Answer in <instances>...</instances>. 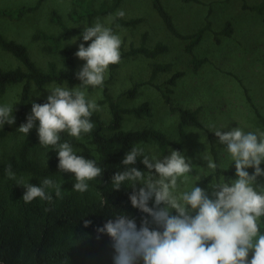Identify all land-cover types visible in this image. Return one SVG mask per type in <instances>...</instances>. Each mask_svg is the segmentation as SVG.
<instances>
[{
  "label": "trees",
  "instance_id": "16d2710c",
  "mask_svg": "<svg viewBox=\"0 0 264 264\" xmlns=\"http://www.w3.org/2000/svg\"><path fill=\"white\" fill-rule=\"evenodd\" d=\"M43 1L37 0L34 6L0 9V18L20 20L37 11ZM182 1L204 4L201 0ZM94 2L95 0H72L75 8L69 14L70 19L74 22L85 20L87 27H90L96 18L106 14H115L109 27L113 33L120 28L137 27L143 22L142 18L123 19L116 16L122 0H112L111 3H103L98 8L93 6ZM152 6L167 31L185 43L184 51L189 56V63L194 72H198L209 62L207 58H200L194 52L207 33L213 35L216 44H220L222 38H229L234 33L230 21L226 22L220 31L214 30L211 21V6L203 27L191 34H183L177 29L163 0H152ZM243 9L262 14L264 0L261 4L252 7L244 0ZM51 21L61 29L57 36L44 32L33 36L34 40L49 42L46 47L48 52L56 51L62 40L73 34H81L83 31L69 28L61 15L55 11L51 14ZM147 41L148 34L144 33L140 46L132 44L126 48L121 44L120 62L138 56L156 59L169 52L167 44L158 42L151 48L148 47ZM86 46L87 44H85ZM0 48L20 63L14 69L0 68V92L3 93L9 86L21 85L19 101L13 114L15 123L0 124V140H2L9 135L13 127L26 122L27 105L34 87L42 89L47 85L57 84L66 85L70 90H73L80 83L76 79L75 73L81 67L77 66L75 52L70 47L63 49V67L59 68L55 62H50L47 70H42L34 62L24 44L9 40L1 33ZM120 62L110 65L109 71H115ZM172 67L171 63L154 62L151 67L150 79L144 83H134L133 87L123 95L134 99L141 87L149 85L160 91L166 104L169 105L171 100L167 93L185 76V72L173 73L165 83L166 90L155 84L154 81L162 74L171 73ZM107 84L108 81H104L101 86L95 88L88 86V89L91 91L102 89L103 97L100 103L106 106L109 120L106 122L99 113L93 111L90 121L94 127L90 133H82L79 138L61 133L58 142L69 143L76 155L94 160L96 166L102 169L101 176L87 181L86 191L73 190L72 187L75 183L73 174L59 173L57 154L53 155L46 164L33 158L32 152L37 147L36 140L23 142L16 154L0 160V177L7 176L6 169L9 166L15 174V179L0 180V264H113L115 251L112 241L107 234L97 230L109 220H114L118 215H126L128 218L134 219L137 228L140 227L143 219L147 218L149 221L151 218L132 207L129 196L133 193V187L126 182L121 185L119 190H115L112 177L116 172L124 170L121 161L133 146L156 144L160 150L165 152L171 141L165 133L157 129H125L126 117H134L138 120L150 118L152 116L151 104L146 101L132 108H123L109 94ZM247 98L251 102V99ZM45 100L46 98L41 99L37 103L43 104ZM173 110L178 113V128L182 139L187 138L189 127L206 130L199 118L198 110L183 108H173ZM141 158L138 157L133 166L143 171L144 165L139 160ZM216 165L214 176L217 180H220L222 176L231 175L229 170L220 168L217 161ZM261 168L264 169V166L261 165ZM45 178L54 182L53 186L45 189L46 193L52 196V201L36 198L31 203H25L21 198L25 191L24 186L27 184L40 186ZM57 188L59 195L56 194ZM136 190L139 189L136 188ZM152 206L153 202L150 201L149 207ZM86 222H89L87 226H85ZM258 225L260 234H264V217L260 218ZM149 227L151 226L149 225ZM139 264H143V262L140 261Z\"/></svg>",
  "mask_w": 264,
  "mask_h": 264
},
{
  "label": "rangeland",
  "instance_id": "374dc122",
  "mask_svg": "<svg viewBox=\"0 0 264 264\" xmlns=\"http://www.w3.org/2000/svg\"><path fill=\"white\" fill-rule=\"evenodd\" d=\"M111 1L95 0L93 6L98 8L101 4L111 3ZM201 1L205 5L184 3L182 0H163L177 29L183 34L194 33L203 27L210 6L212 7L211 21L215 31H220L228 21L233 25V35L229 38H222L220 44H216L213 35L207 33L196 47L194 51L196 56L209 60L198 72L192 70L189 56L184 51L185 43L167 31L152 6V0H122L118 9L125 12L122 18H142L143 22L134 28L118 29L114 34L121 38V44L126 48L132 44L140 46L142 35L147 33L148 47L152 48L156 43L163 42L169 46V52L156 59L142 56L126 59L120 62L115 71L110 72L108 69L104 75V81H108L109 94L123 108H132L146 101L151 104L152 116L150 118L138 120L134 117H126L125 129H157L170 139L171 144L165 152L160 150L156 144H141L140 148L144 150V154L163 159L170 154L171 150H176L191 163V173L178 178L177 187L173 190L175 196L190 191L196 184L211 195L212 190L209 187L223 182L224 178L225 181L236 178L233 161L226 151L222 150L225 146L218 143L214 135L216 130L227 131L238 127L244 132H254L258 136L264 134V12L259 14L243 9L244 0ZM245 1L251 7L263 2V0ZM36 2L37 0H0V9L34 6ZM74 8L72 0H44L37 11L20 20L0 18V33L9 40L24 44L31 58L42 70H47L50 62H55L61 68L63 67V49L70 47L76 53L82 42V38L78 39L80 34H73L62 40L60 47L54 52L46 50L49 42L34 40L33 36L40 32L54 36L60 33L61 29L51 21V14L54 11L61 15L69 28L83 30L87 27L85 20L74 22L69 17ZM114 17L115 14H106L98 18L104 22L106 27H110ZM75 61L78 67L85 63L76 56ZM156 61L171 63L173 66L171 73L162 74L154 81L164 90L167 89L166 81L173 73L185 72V76L167 93L171 100L170 104H166L160 91L149 85L141 87L134 99L124 96L123 93L130 90L134 83H144L150 79L151 67ZM19 65L20 63L12 55L0 48L1 69H14ZM56 86L60 85L50 84L42 89L34 87L27 105L28 114L31 112L32 102L37 103L46 98ZM60 87L68 88L66 85ZM81 90L85 91L87 100L94 101L98 105L96 112L107 122L109 120L108 110L100 103L103 97L102 89L91 91L87 87ZM20 92L21 85H12L3 93L0 92V106H12L14 114ZM247 97L251 99V102ZM173 108L198 110L199 118L206 130L189 127L187 138L182 139L178 128V113ZM37 126L38 122L27 136L17 131L19 126L13 127L9 135L0 140V160L16 154L23 142L31 140L37 141V147L32 152V156L42 164H46L53 155L57 154L53 151V146L45 147L39 144ZM206 157L215 163L217 161L220 168L229 170L231 175L222 176L220 180H217L214 176L215 170L207 168ZM261 165L264 166V163ZM252 171L248 169L249 174ZM142 172L147 173L148 169L144 166ZM153 175H155L154 171ZM8 179L7 176L0 177L1 181ZM257 183L264 186V177L258 178ZM141 186L137 184L136 188L139 189ZM149 225L154 227L151 218Z\"/></svg>",
  "mask_w": 264,
  "mask_h": 264
},
{
  "label": "clouds",
  "instance_id": "9594fccd",
  "mask_svg": "<svg viewBox=\"0 0 264 264\" xmlns=\"http://www.w3.org/2000/svg\"><path fill=\"white\" fill-rule=\"evenodd\" d=\"M124 15L123 10L116 13L117 17ZM80 38L83 42L75 56L85 63L75 73L79 85L73 90L56 86L43 104L32 102L26 122L17 131L27 136L38 122L39 144L53 146L59 173L73 174V190L84 192L87 181L101 176L102 169L94 160L76 155L69 143H58L60 134L66 132L79 138L82 133L92 131L90 117L98 105L87 100L81 89L103 84L109 66L120 62L122 41L100 18L92 26L83 28ZM5 122L15 123L10 105L0 106V124ZM214 135L233 161L236 178L228 181L224 178L223 182L209 187L211 195L197 184L190 191L173 195L178 178L192 171L191 163L179 151L171 150L168 156L157 159L133 146L125 154L121 161L124 170L113 175V186L119 190L122 184L129 183L133 187L129 196L132 207L151 217L154 227H149L147 218L137 228L134 219L118 215L98 229L112 241L113 264H139L140 261L143 264H264V234H260L258 225V220L264 217V186L257 183L258 178L264 177L261 168L264 134L258 136L235 127L216 130ZM138 157H142L139 160L148 169L147 173L133 166ZM205 159L207 168L214 171L216 163ZM248 169L253 170L251 174ZM6 175L15 179L10 166ZM53 183L45 178L40 186L27 184L21 198L25 203L36 198L51 202L52 196L45 189ZM137 184L142 185L138 191ZM56 194L59 195L58 188ZM150 201L152 207H149Z\"/></svg>",
  "mask_w": 264,
  "mask_h": 264
}]
</instances>
